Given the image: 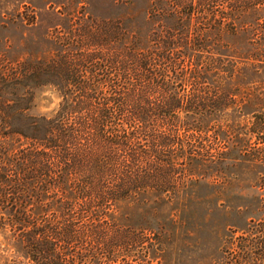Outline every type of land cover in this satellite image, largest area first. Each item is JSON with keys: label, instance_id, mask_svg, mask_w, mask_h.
I'll use <instances>...</instances> for the list:
<instances>
[{"label": "trees", "instance_id": "1", "mask_svg": "<svg viewBox=\"0 0 264 264\" xmlns=\"http://www.w3.org/2000/svg\"><path fill=\"white\" fill-rule=\"evenodd\" d=\"M146 15L141 32L80 14L0 77V232L29 264H143L148 237L113 221L117 204L171 198L235 153L264 188V0H147ZM238 33L248 55L220 53ZM47 84L57 111L29 115ZM244 233L243 254L264 249V222Z\"/></svg>", "mask_w": 264, "mask_h": 264}, {"label": "rangeland", "instance_id": "2", "mask_svg": "<svg viewBox=\"0 0 264 264\" xmlns=\"http://www.w3.org/2000/svg\"><path fill=\"white\" fill-rule=\"evenodd\" d=\"M146 7L147 0H0V77L19 60L56 51L53 32L64 30L80 14L120 18L130 30L145 32L149 28ZM248 37L243 33L226 36V47L219 52L246 57L251 50ZM20 92L9 89L6 97L14 100ZM31 94L29 115L55 114L61 100L55 87L37 86ZM261 171L232 154L218 170L195 173L171 198L152 193L120 201L113 221L148 237L143 264H264L259 243L249 254L238 248V244H247L238 237L246 236L244 232L252 224L264 222ZM0 264H29L21 244L8 231L0 232Z\"/></svg>", "mask_w": 264, "mask_h": 264}]
</instances>
